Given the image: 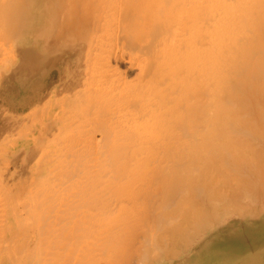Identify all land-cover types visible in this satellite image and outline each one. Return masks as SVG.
Segmentation results:
<instances>
[{"label": "bare ground", "instance_id": "bare-ground-1", "mask_svg": "<svg viewBox=\"0 0 264 264\" xmlns=\"http://www.w3.org/2000/svg\"><path fill=\"white\" fill-rule=\"evenodd\" d=\"M0 36L73 67L44 134L79 157L66 189L59 163L29 177L51 192L13 264H264V0H6Z\"/></svg>", "mask_w": 264, "mask_h": 264}, {"label": "rangeland", "instance_id": "rangeland-1", "mask_svg": "<svg viewBox=\"0 0 264 264\" xmlns=\"http://www.w3.org/2000/svg\"><path fill=\"white\" fill-rule=\"evenodd\" d=\"M3 1L6 0H0V2ZM0 38V45L3 44V46H0V66L2 68H6L10 65V70L14 72L13 75H10V81L6 80V78L4 79V77L2 78L0 73V207L3 209L2 211L0 208V213L1 211L2 214L3 212L9 211L12 215L15 212H19V216H21V219L24 220L22 223H17V226L15 227L11 221L10 225H8L7 222L2 224L3 220H0L1 232L7 228L10 230V233L13 231L10 234V264H13L14 260H11L12 256L18 253L16 251V247L18 245L24 246L25 235L23 227L28 219L35 217L32 213V209L36 208L35 204L37 201L34 199H36V196L38 197V195H42L44 193L49 194L51 192V188L49 186H37V183L30 180L29 177L31 175L34 176L45 172L48 169H54V167L56 169V164L59 163L61 167L59 166L58 169L61 168L59 169L61 175H58V178L56 177L57 179L55 181L56 183L61 182L66 189L69 182L65 180L67 176L65 171H62V169L67 168L73 159V162H78L79 157H75L70 154L65 155L64 153L55 155L56 157H53V153H58V150L61 148L60 144L62 145L64 141H66L65 139L67 137L63 136L65 133L60 129H57L58 131L55 130L54 133L50 134L48 137H46L44 134V131L52 132L50 129L51 123L48 122V119L51 116L58 117V113L60 114L63 110L62 104L68 99L65 94L67 89L64 85L65 80L63 78L65 74L70 72L73 67L71 68L67 61H64L65 66H63V62L49 63L43 60L42 63L37 64H35L36 62H29L30 64L28 66L34 65L33 67L29 68L26 66V61L24 60V53L22 50L23 48L21 47L20 43L14 39L7 40V42L6 40L2 39L1 36ZM120 54H124L125 58L129 57L127 51L121 50ZM43 63L46 64L44 65ZM124 66L126 67L125 64H123V68H125ZM67 67H70V69L66 71ZM128 73L127 76L129 80H132L136 75V71L133 69H129ZM132 74L133 76H131ZM83 78L84 77L82 76V79ZM37 91L39 92V97L44 96L41 100H39V98L36 100L34 97L37 94ZM71 134L72 135L70 137L74 138V141L78 142V140L82 139L79 138V134H81V132H71ZM63 138H65L64 141ZM57 141H60V144ZM54 143L57 144V146ZM84 143L87 144V146H85L87 149L84 148L85 150H83V142L82 145L80 143V149L86 153L87 150H89L88 154H91L90 152L93 153L94 151L91 150L92 148L89 146L90 143ZM42 144H44L43 147L41 146ZM36 148H38L37 151ZM51 156L54 158V162L56 161V163H54L52 166L50 165L46 169L47 162L50 160ZM28 159L31 161H28ZM67 160L68 165L66 163ZM26 161L28 163H26ZM24 164L27 165L28 169L24 170ZM41 167H43V169ZM37 171L39 172L37 173ZM59 179L62 180L60 181ZM74 181H77V178L74 179L73 182ZM30 190L33 193H31ZM29 199L31 201H29ZM2 203L4 204L2 205ZM23 206H25V208ZM61 213L62 212H60V214ZM22 215L27 216L28 219ZM151 219L152 218H148V221ZM1 226L3 229H1ZM21 240L23 243L20 242ZM19 246L18 248H20Z\"/></svg>", "mask_w": 264, "mask_h": 264}]
</instances>
